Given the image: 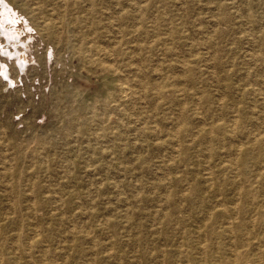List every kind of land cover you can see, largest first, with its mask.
Segmentation results:
<instances>
[{
  "label": "rangeland",
  "instance_id": "obj_1",
  "mask_svg": "<svg viewBox=\"0 0 264 264\" xmlns=\"http://www.w3.org/2000/svg\"><path fill=\"white\" fill-rule=\"evenodd\" d=\"M0 264H264V0H0Z\"/></svg>",
  "mask_w": 264,
  "mask_h": 264
},
{
  "label": "bare ground",
  "instance_id": "obj_2",
  "mask_svg": "<svg viewBox=\"0 0 264 264\" xmlns=\"http://www.w3.org/2000/svg\"><path fill=\"white\" fill-rule=\"evenodd\" d=\"M131 3V2H130ZM135 3V2H134ZM139 4V3H138ZM133 5H135V4H133ZM137 5V4H136ZM136 5H135V7H136ZM138 8V7H137ZM3 9H4V7H3ZM9 10V9H8ZM5 11V10H4ZM4 11H2L3 13H4ZM9 12V11H8ZM7 12V13H8ZM6 13V12H5ZM4 13V15L3 16H5L6 14ZM9 15V14H8ZM11 16V15H10ZM5 18H6V16H5ZM7 19H9V18H7ZM2 20V19H1ZM14 20V19H13ZM3 21V20H2ZM47 24H51L52 26H54V24L53 23H47ZM3 25V24H2ZM1 27H3V26H1ZM2 29V28H1ZM10 30V29H9ZM58 30V29H57ZM121 32V31H120ZM7 33V32H6ZM58 32H56V34H57ZM9 34V33H8ZM252 34V33H251ZM14 38V37H13ZM95 47L97 48V47H99V46H96L95 45ZM96 50V49H95ZM100 51V50H99ZM96 53V52H95ZM99 59V61H101V60H103V63H104V59H102V57L101 58H98ZM258 60V59H257ZM102 62V61H101ZM106 63V62H105ZM101 64V63H100ZM22 65V64H21ZM106 66V65H105ZM116 66V65H115ZM113 67V66H112ZM112 67H108L109 68V70H110V73L113 71L114 73H117V67L116 68H112ZM119 72V71H118ZM113 73V74H114ZM112 74V73H111ZM119 74V73H118ZM120 75V74H119ZM110 84V83H109ZM113 84V83H112ZM109 86V85H108ZM143 87V86H142ZM109 88L111 89L112 87H111V85L109 86ZM153 88V87H152ZM110 89H108L107 88V91H108V93H110ZM118 92H119V95L118 96H120V97H122V96H126L127 94L128 95H132L133 94V90H132V87H131V85H128L127 83H119L118 85H117V89H116ZM136 92H138V91H136ZM110 95V94H109ZM135 98V97H134ZM109 100H110V98H109ZM105 101H108V100H105ZM92 119V118H91ZM84 124H86V123H84ZM81 126H82V124H81ZM81 132H83V130L81 131ZM84 132H85V129H84ZM113 134V133H112ZM116 134V133H115ZM197 135V134H196ZM115 137H117V136H115ZM107 138V137H106ZM114 138V137H113ZM253 140H255V138L253 139ZM258 141H260V140H258ZM250 142H251V140H250ZM247 143V142H246ZM95 144V143H94ZM252 144H254V143H252ZM244 145V144H243ZM240 146V145H239ZM238 146V147H239ZM256 146V145H255ZM239 148H241V147H239ZM180 151V150H179ZM119 152V151H118ZM239 152H241V150L239 151ZM250 151H247V153H249ZM240 154V153H239ZM237 156V155H236ZM258 156V155H257ZM44 158V157H43ZM237 158V157H236ZM208 170H210V169H208ZM212 174V173H211ZM210 177V176H209ZM223 184V183H222ZM33 185V184H32ZM212 185V184H211ZM241 186V185H240ZM238 190H240L241 191V189L238 187ZM220 194H222V193H220ZM210 200V199H209ZM222 203V202H221ZM258 204V203H257ZM225 208H227V207H225ZM235 208V207H234ZM239 212V211H238ZM227 213H229V211L226 209V211H224L223 212V214H227ZM238 214V213H237ZM231 215V214H230ZM235 216V215H234ZM238 218V217H237ZM230 219H232L231 217H230ZM229 219V220H230ZM253 221V220H252ZM255 221V220H254ZM253 224V223H252ZM231 225H232V223H231ZM250 225V224H249ZM233 230V229H232ZM234 231V230H233ZM231 233V232H230ZM258 237H259V235H258ZM260 238V237H259ZM247 241H248V239H247ZM202 243V242H201ZM204 244H205V242H203ZM230 246H232V245H230ZM207 250V249H206ZM207 252V251H206ZM236 255V254H235ZM206 256V255H205ZM235 258V257H234ZM262 258V257H261ZM206 259V258H205ZM207 261V260H206ZM234 261V260H233ZM262 261V260H261Z\"/></svg>",
  "mask_w": 264,
  "mask_h": 264
}]
</instances>
